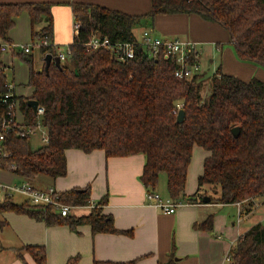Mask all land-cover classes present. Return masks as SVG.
I'll return each instance as SVG.
<instances>
[{
    "label": "trees",
    "instance_id": "16d2710c",
    "mask_svg": "<svg viewBox=\"0 0 264 264\" xmlns=\"http://www.w3.org/2000/svg\"><path fill=\"white\" fill-rule=\"evenodd\" d=\"M53 2L0 3V44L11 42L10 30L16 17L27 11L31 20L32 40L42 53L58 55L54 44ZM78 34L69 45V62L54 61L49 69L36 70L34 55H19L29 66L30 97L18 96L17 112L24 115L20 129L6 134L0 168L29 181L41 175L53 179L67 173L68 149L90 153L105 151L107 157L145 156L141 180L148 191L157 190L166 176L169 197L200 202L212 187L211 202H243L252 212L254 201L264 196V81L258 77L244 80L221 69L191 78L175 76L176 62L149 57L137 52L133 59L119 60L107 50L88 51L85 43L95 34L116 41H134L137 26L153 21L157 15L196 14L222 26L230 35L236 55L242 61L264 67V0H151V10L132 15L102 5L72 2ZM9 80L0 49V122L6 114L1 97L8 91ZM36 99L44 107L38 116L28 105ZM181 103L183 122L174 109ZM38 121L46 129L48 141L37 149L30 143L27 128L36 130ZM239 126L235 136L233 128ZM25 133V134H23ZM195 147L203 150V171L197 178V190L186 196L189 167ZM16 168H11V164ZM71 204L88 205L90 187L60 192ZM107 195L87 215H67L40 209L28 202L5 200L0 211L27 214L47 225L81 224L92 226L94 233H131L118 229L113 216L103 213ZM4 223V222H3ZM3 223L0 222L2 226ZM212 230L214 215L195 223ZM38 264H46L44 245L25 247ZM230 264H264V224L258 222L241 234L230 252ZM18 256L24 259L22 253ZM66 264H77L70 259ZM93 264H136V260H95ZM158 264H176L174 254Z\"/></svg>",
    "mask_w": 264,
    "mask_h": 264
},
{
    "label": "crops",
    "instance_id": "0c3cea01",
    "mask_svg": "<svg viewBox=\"0 0 264 264\" xmlns=\"http://www.w3.org/2000/svg\"><path fill=\"white\" fill-rule=\"evenodd\" d=\"M26 2L54 3L52 7L53 40L57 48L59 46L69 47L74 40L76 21L71 7L72 2L98 4L132 15L146 14L151 10V0H0L1 4ZM150 24L149 29L154 31L155 28L156 35L160 33L163 37L183 36V39L196 42L200 50L201 61L212 63V73L221 69L225 73L236 75L244 80L251 79L254 74L264 81V70L261 67L251 62H241L235 57L232 48L223 47L221 40H226L228 36L220 25L208 22L196 14L157 15L153 21L150 20ZM141 33L137 37H140ZM22 34L31 40L32 45L34 44L31 20L27 11H23L16 17V25L9 32L11 42L18 44L17 49L21 51L16 48L1 51L6 73L11 66L10 60L15 61V56L21 58L19 55L21 52L34 55L32 49V52L24 51V47L31 48V44L19 43ZM207 63H204L205 66ZM13 67H15V62H13ZM15 91H17L16 86ZM16 93L24 97L32 95L33 88L28 85V79L24 83V91ZM18 120L20 124L24 123V115L20 110ZM199 150L203 153L202 158L204 159L203 150L200 148ZM66 155V175L56 179L41 175L31 181L32 184L41 189L54 187L59 192L90 187V198L96 203L107 195L103 213L113 216L114 224L118 229L130 230L131 233H94L89 224H81L76 228H71L68 224L47 225L44 221L24 214L30 219L27 220V224L34 236L31 239L25 238L29 241H26L23 247L27 245L46 246V264H66L70 259H76L77 264H93L95 260H136V264H158L159 261L169 259L172 254H174L176 264L231 263L226 260V256L236 244L237 236L239 237L249 227L245 230L240 229V231L238 229L237 232L231 231L228 228L227 219L221 214L217 216V219L214 218L212 230L195 226V223L203 221L210 214L215 215L213 207H222L226 204L205 202L204 199L200 202L189 201L177 208L174 213L166 214L154 204L149 203L146 198L148 188L141 180L145 165L143 154L107 157L102 149H96L90 153L80 149H68ZM202 171L198 173L196 182L189 189L190 184L187 179L186 196L193 195L197 190V178ZM0 173L14 175L16 179L13 178L14 180L8 181L9 183H18L23 180L21 176L9 170L0 168ZM157 190L159 191V185ZM162 195L165 197L169 195L167 183L166 191L162 192ZM185 199L188 200L189 197ZM24 202L28 201L24 199L18 204ZM90 212V208H83L77 209L72 215H87ZM260 213L264 215V212ZM1 223L4 226L6 222L4 220ZM232 226H236L234 221ZM39 233H41L40 237H36ZM52 244L58 248L53 254L50 253ZM23 257L24 259L16 254L10 264H38L29 252L24 253Z\"/></svg>",
    "mask_w": 264,
    "mask_h": 264
},
{
    "label": "built area",
    "instance_id": "2783aa9c",
    "mask_svg": "<svg viewBox=\"0 0 264 264\" xmlns=\"http://www.w3.org/2000/svg\"><path fill=\"white\" fill-rule=\"evenodd\" d=\"M79 27L80 24L76 23L75 34H78ZM42 43H48L47 37L37 44L40 46ZM18 46L19 45L15 43L4 42L0 44V49L1 51L15 50ZM85 47L88 51L98 49L107 50L122 61L135 58L138 51L145 52L149 57H162L165 60H174L177 65L175 76L178 78H191L195 74L202 72L201 54L196 42L180 37L158 36L149 28L143 29L141 36L134 41L114 42L108 36L95 34L85 43ZM24 51L30 52L31 48L25 46ZM70 54L71 50L68 47L66 52H59L58 55L60 56L61 61H63L66 60ZM16 97L17 93L15 91V85L9 82L8 91L1 97L2 102L6 106V114L0 122V157L9 156L4 150L3 145L6 139V134L14 129H20L21 127L18 120V101L15 99ZM181 108L182 104L178 103L177 107L174 109V113L178 115ZM44 111V107L39 104L36 114L41 116L44 114ZM40 126L42 125L40 121H38V127ZM33 131L34 130L31 128H27L25 133L30 134ZM43 139L46 142L48 141V137H44ZM11 168H16V164H11ZM16 194H22L31 205L37 208L49 209L62 216L73 214L74 209H93L98 205L96 202H91L88 205L68 203L54 187L41 189L35 187L31 181L26 179H23L18 183H9L0 180V203L5 200H13ZM146 198L149 203L154 204L166 214L174 213L177 208L189 202L187 199L175 200L169 196L165 197L158 190L147 191ZM235 205L238 207V221L240 222L242 216L246 214L245 205L243 202H237ZM261 205L263 206L262 211L264 212V196L262 197ZM255 206L256 202L254 201L252 208L254 209ZM258 222L264 224V215H262ZM231 259L232 256L229 253L226 256V260L231 261Z\"/></svg>",
    "mask_w": 264,
    "mask_h": 264
},
{
    "label": "rangeland",
    "instance_id": "374dc122",
    "mask_svg": "<svg viewBox=\"0 0 264 264\" xmlns=\"http://www.w3.org/2000/svg\"><path fill=\"white\" fill-rule=\"evenodd\" d=\"M150 25H151L150 20H148L145 22V24L143 26H137L135 28L136 29L135 31L137 32V34H140L143 31V29H145L146 27L149 28ZM220 27L224 30L223 32L225 34H227V36H228L226 40H221L222 41L221 44L223 45V47L228 46V47L232 48L235 57L238 60H240L239 57L236 55L235 47H234L233 43L231 42L229 33L222 26H220ZM154 31L156 32L155 28H154ZM158 35L162 36L160 33H158ZM176 37L184 38L183 36H176ZM19 43L24 44V45H26V44L32 45L31 40L28 39L26 36L24 37L23 34L20 37ZM67 47L68 46H59L58 50H57L58 53L59 52H66ZM31 49L34 53V58H35L34 67H35V69L36 70L43 69V67L45 65L46 54L41 52L37 43L33 44L31 46ZM17 50L21 51L19 48ZM13 62H15V67H13ZM63 62L68 63L69 59L67 58L66 60H63ZM207 62L201 61V64H202V70L205 71V69H206L207 70V76H209L210 73H212V63H209V61H207ZM241 62H246V61L241 60ZM204 63H207L206 66ZM10 65L11 66L7 69L9 81L11 83L14 82L13 84L16 86V90H17L16 92L19 93L21 91H24V83H26L27 79H28V71H29L28 64L23 59H21L19 57L17 58L15 56V61L10 60ZM256 65L261 67L264 70V67H262L261 65H259V64H256ZM253 77H257V76L253 74ZM29 91H30V88H29ZM44 137H47V132H46V129L42 126L38 127L35 131L31 132L30 133L31 147L33 149H37V148L41 147L42 145H44L46 143V141H44V139H43ZM202 154L203 153H201L199 148L195 147V149L193 151V156H192V160L190 163V167H189L188 180H189L190 185H188V189H189V187H192L194 185V183L196 182V177H197L198 173H200L202 171V168H203ZM13 176H11V174L5 175L3 173H0V180L5 181V182L12 181V180H14L13 178H15ZM9 177H11V178H9ZM165 191H166V176L163 175V176H161L160 181H159V192L162 194V192H165ZM206 192H207V194H209V193L213 194L212 193V187L210 185L207 186ZM24 199H25V197L22 194H16L14 196V201L17 203H21L22 201H24ZM255 202H256V206L253 209V211L251 212L252 214H249V215L244 214L242 216V220L240 222L238 221V207L235 205H232V204H226V205H223L222 207H218V206L213 207L212 210H214L213 212L215 214L214 218L217 219V216H220V214H221L222 216H224L227 219V225H228V228L231 229V231L237 232L238 229H239V231H240V229L245 230L248 227L252 226L254 223L258 222L259 216L262 217V214L260 213V212H263L262 211L263 206L261 205L262 198L256 199ZM76 211H77L76 209L73 210V212H76ZM27 217H28L27 215L20 214V213L14 212V211H4V212L0 211V222L4 221V220L6 222L4 226L0 225V264H10L11 260L16 256V254L18 255L19 252L22 253L23 255H24V253H28V251H26L25 247H23L24 243H26V241H29V240H25V238L31 239L34 235L31 233L30 229L28 228L27 220H30V219H28ZM233 221L236 223L235 227L232 226ZM222 228H224L225 230L227 229L226 227H222ZM40 234L41 233L36 235V237H40ZM51 237L52 236H50V238ZM237 238H238V236H237ZM56 248L52 244V246L50 247V249H51L50 253L53 254ZM45 249H46V253H47V247L46 246H45ZM57 250H58V248H57Z\"/></svg>",
    "mask_w": 264,
    "mask_h": 264
},
{
    "label": "water",
    "instance_id": "95a60500",
    "mask_svg": "<svg viewBox=\"0 0 264 264\" xmlns=\"http://www.w3.org/2000/svg\"><path fill=\"white\" fill-rule=\"evenodd\" d=\"M52 61H54L58 66H61V58L59 55H53L52 53H47L46 56H45V69L48 70L49 69V66L50 64L52 63ZM28 105L33 109V111L35 113H37V109H38V106H39V101L36 100V99H29L28 100ZM185 118V110L184 109H181L177 115V121L178 122H183ZM233 133L235 136H238L240 134V127L239 126H236L233 128ZM204 201L205 202H210L211 201V197L208 196V195H205L204 196Z\"/></svg>",
    "mask_w": 264,
    "mask_h": 264
}]
</instances>
